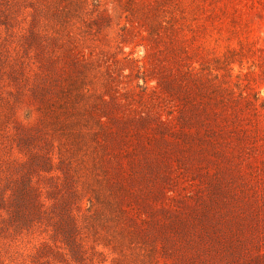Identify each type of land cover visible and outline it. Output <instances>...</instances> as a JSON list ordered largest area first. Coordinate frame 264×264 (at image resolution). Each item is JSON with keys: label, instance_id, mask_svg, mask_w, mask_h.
Here are the masks:
<instances>
[{"label": "rangeland", "instance_id": "rangeland-1", "mask_svg": "<svg viewBox=\"0 0 264 264\" xmlns=\"http://www.w3.org/2000/svg\"><path fill=\"white\" fill-rule=\"evenodd\" d=\"M0 264H264V0H0Z\"/></svg>", "mask_w": 264, "mask_h": 264}]
</instances>
